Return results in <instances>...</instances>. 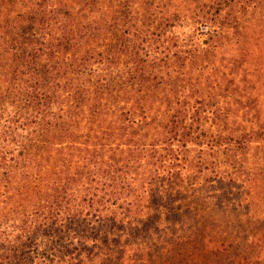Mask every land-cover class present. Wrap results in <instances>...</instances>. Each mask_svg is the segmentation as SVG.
<instances>
[{
	"label": "trees",
	"instance_id": "1",
	"mask_svg": "<svg viewBox=\"0 0 264 264\" xmlns=\"http://www.w3.org/2000/svg\"><path fill=\"white\" fill-rule=\"evenodd\" d=\"M250 2H198L190 18L238 30ZM187 15L172 0H0V264H76L80 245L134 217L139 188L157 194L170 181L161 144L216 141L242 168L239 154L260 134L233 128L231 104L222 105L243 102L235 77L222 91L200 89L191 70L203 66L207 50L173 30ZM144 45L156 49L145 58ZM136 82L161 91L135 99ZM155 100L166 102L161 133L135 146L133 158L105 156L114 132L81 131L83 121L110 114L118 131L143 127ZM203 116L215 130L201 127ZM160 200L155 214L165 207ZM40 235L49 243L40 245Z\"/></svg>",
	"mask_w": 264,
	"mask_h": 264
},
{
	"label": "rangeland",
	"instance_id": "2",
	"mask_svg": "<svg viewBox=\"0 0 264 264\" xmlns=\"http://www.w3.org/2000/svg\"><path fill=\"white\" fill-rule=\"evenodd\" d=\"M172 1L174 9L188 14L173 30L181 37L186 36L190 44L200 43L202 49L207 50L201 61L203 66L191 70L193 77L202 82L198 84L200 89L204 88L205 93L220 91L228 77H235L243 102L237 105L234 100L225 99L222 105L231 104L233 128L253 129L260 136L239 154L243 162L239 170L233 166L230 155L223 152L226 144L213 146L216 141L210 140L212 144H209L208 139L191 138L185 140L183 146L177 140L172 141V149L161 144L159 150L169 152L165 169L171 171L170 181L168 179L157 194L139 188L140 199L135 200L134 217L125 218L119 228L95 234L96 240L89 239L80 245V251L74 254L76 264H264V0L244 4L247 10L239 14L238 30L222 27L221 20L199 25L190 18L192 9L199 5L197 11L201 7L198 2L210 0ZM201 26L203 30L198 29ZM213 30L219 33H215L217 37L211 40L215 43L209 47L205 40H210ZM147 48L150 52L156 50L154 46L144 45L141 51L144 58L151 55L145 56ZM145 63L147 66L150 62ZM124 71H128L127 68ZM146 85L148 83L133 84L135 99L136 95L149 90L161 91L160 86L149 88ZM131 99L129 103L133 102ZM165 110L166 102L155 100L147 104L149 122L143 123V127L135 124V127H124L126 132L123 128L118 131V121L113 123L116 114H110L83 121L81 131L114 132L106 140L111 149L105 156L115 153L122 160L129 159L139 153L135 146L148 144L160 135ZM201 127L216 129L211 118L204 116ZM130 131L132 134L127 136ZM145 132L147 136L140 138ZM136 167L126 170L135 172ZM221 178L223 181L219 182ZM160 198H164L161 203L165 207L155 214L154 202L161 201ZM138 205L143 211L136 212ZM44 237L40 235L38 239L42 246L49 243ZM127 241L131 244H126ZM51 263L57 264L56 261ZM60 264H66V259Z\"/></svg>",
	"mask_w": 264,
	"mask_h": 264
}]
</instances>
